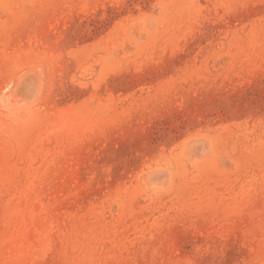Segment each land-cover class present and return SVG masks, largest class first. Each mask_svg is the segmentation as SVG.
<instances>
[{
	"label": "rangeland",
	"instance_id": "1",
	"mask_svg": "<svg viewBox=\"0 0 264 264\" xmlns=\"http://www.w3.org/2000/svg\"><path fill=\"white\" fill-rule=\"evenodd\" d=\"M0 264H264V0H0Z\"/></svg>",
	"mask_w": 264,
	"mask_h": 264
}]
</instances>
